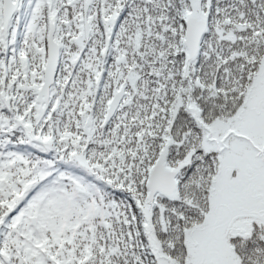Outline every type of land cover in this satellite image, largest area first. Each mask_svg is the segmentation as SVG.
<instances>
[{
    "label": "snow or ice",
    "instance_id": "6c2138e0",
    "mask_svg": "<svg viewBox=\"0 0 264 264\" xmlns=\"http://www.w3.org/2000/svg\"><path fill=\"white\" fill-rule=\"evenodd\" d=\"M0 264H264V0H0Z\"/></svg>",
    "mask_w": 264,
    "mask_h": 264
}]
</instances>
